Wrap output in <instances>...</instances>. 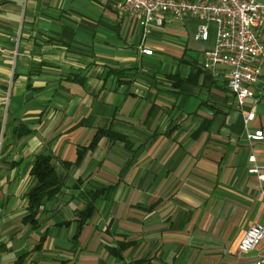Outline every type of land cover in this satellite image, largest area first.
<instances>
[{
  "label": "crops",
  "instance_id": "obj_1",
  "mask_svg": "<svg viewBox=\"0 0 264 264\" xmlns=\"http://www.w3.org/2000/svg\"><path fill=\"white\" fill-rule=\"evenodd\" d=\"M117 1L0 0V264H122L108 249L122 239L134 240L124 263L248 264L264 249L263 238L238 250L246 228L264 222V180L249 170L264 165V137L247 138L264 131V67L244 122L227 66L204 65L213 22L206 40L194 38L193 15L166 14L145 32ZM120 68L128 81L112 71ZM22 122L31 131L18 135ZM98 128L133 147L101 134L74 162ZM39 151L53 155L64 185L33 227L22 217ZM78 179L114 184L83 222Z\"/></svg>",
  "mask_w": 264,
  "mask_h": 264
},
{
  "label": "built area",
  "instance_id": "obj_2",
  "mask_svg": "<svg viewBox=\"0 0 264 264\" xmlns=\"http://www.w3.org/2000/svg\"><path fill=\"white\" fill-rule=\"evenodd\" d=\"M115 8L121 16L139 15L145 32L153 24L161 25L166 14L178 20L198 16L201 21L193 34L196 40L208 38L209 23L213 22L216 34L213 45L205 51V68L214 71L219 64L227 66V85L242 109L244 122L254 117V108L243 106L248 97H254L252 85L264 67V0H118ZM142 51L151 53L152 49L143 47ZM263 137L261 128L247 131L250 140ZM250 160H255L253 155ZM262 167L253 162L249 170L264 180ZM263 238L264 222H253L241 236L238 250L253 251ZM248 264H264V249Z\"/></svg>",
  "mask_w": 264,
  "mask_h": 264
},
{
  "label": "trees",
  "instance_id": "obj_3",
  "mask_svg": "<svg viewBox=\"0 0 264 264\" xmlns=\"http://www.w3.org/2000/svg\"><path fill=\"white\" fill-rule=\"evenodd\" d=\"M112 71L117 74L119 79L128 81L129 70L126 68L112 69ZM24 123H20L18 126L17 134L21 135L25 132L31 131L30 128L23 130ZM101 134H106L111 140H123L126 146L132 148V144L124 134L116 132L110 128H98L93 139L87 146H78L77 148V158L74 162H78L84 151L96 144L98 138ZM65 164H70L68 160H63ZM29 173L34 178V185L26 191V212L22 217L23 222L36 227L39 222L41 207H44L45 203L57 196V194L63 189L64 181L60 180L56 174L53 155L49 152L39 151L34 155ZM82 180L78 179L73 185L76 190V196L84 201V205L78 210V220L83 222L86 220L95 209V201L98 197H109L111 195L112 189L114 187L113 183L97 186L94 188L81 187ZM44 236H41L37 246L41 245ZM133 239H122L119 240L115 245L108 246V249L112 255H114L118 260L122 261V264H155L152 262V257L149 255H143L131 259L130 261L124 263L123 261V250L130 245Z\"/></svg>",
  "mask_w": 264,
  "mask_h": 264
}]
</instances>
